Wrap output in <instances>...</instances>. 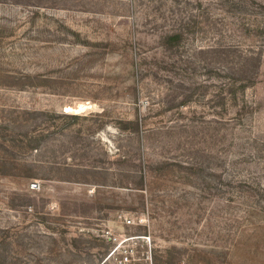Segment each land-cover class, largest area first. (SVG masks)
<instances>
[{
  "label": "rangeland",
  "instance_id": "1",
  "mask_svg": "<svg viewBox=\"0 0 264 264\" xmlns=\"http://www.w3.org/2000/svg\"><path fill=\"white\" fill-rule=\"evenodd\" d=\"M39 1L0 4V264H264V36L227 32V0ZM211 24L257 53L240 108L187 101L162 42Z\"/></svg>",
  "mask_w": 264,
  "mask_h": 264
},
{
  "label": "trees",
  "instance_id": "2",
  "mask_svg": "<svg viewBox=\"0 0 264 264\" xmlns=\"http://www.w3.org/2000/svg\"><path fill=\"white\" fill-rule=\"evenodd\" d=\"M7 3H11L12 6L17 8L27 6L30 9H34V11H32V16L39 14V10L41 9V2L39 0H0V4ZM225 4L229 6H226L227 8L225 9L229 13H232L234 17L233 19H235L232 23V29L226 28L229 29L227 32L233 31L234 33L237 32L238 34H243L245 36H264V14H262L264 4L260 3L259 0H248V2L243 0L239 3H236L234 0H227L225 1ZM258 8L261 12H259ZM196 10L200 13L198 16L205 20H209V18L213 17L215 14L217 16L222 15L219 12L218 14H214L208 9H204L203 3L200 0L197 2ZM252 21H255L256 24ZM180 26L182 29L186 30L190 24H184L183 19H181ZM210 26L212 29L211 31L213 32L212 38L204 39V42H202L204 44L200 46L196 41V50L194 54H189L186 52L187 47L181 46L183 35L178 32L176 28H173L170 33L165 34L162 42L167 50L176 48L177 53L180 54L179 56L185 58L188 64L192 62L191 67L188 68L190 75H198L197 77H201L200 81L193 82V92L188 96L187 101H190V99L198 94L199 91L200 93L198 96L202 98L205 97L202 92H205L206 88L209 87V85H212L216 88L213 98H220L229 94L230 103H232L233 106H239L240 108L241 106L238 104L240 97L245 96L246 90L250 85H255L258 78L259 67L257 69V65L255 64L257 53L251 50H245V52L241 51L240 44L224 43L223 39L220 38L222 34L217 28V24H211ZM202 33H204V31H202ZM195 45H190L188 48L191 49V46ZM199 54L210 55V59L213 62L225 61L230 64L229 66H223L221 68L213 66L209 67V65L206 64V60L200 59L197 61V56ZM202 78H204L203 82H201ZM208 109L216 112L217 109L221 108L209 105ZM225 110L227 111V108Z\"/></svg>",
  "mask_w": 264,
  "mask_h": 264
},
{
  "label": "built area",
  "instance_id": "3",
  "mask_svg": "<svg viewBox=\"0 0 264 264\" xmlns=\"http://www.w3.org/2000/svg\"><path fill=\"white\" fill-rule=\"evenodd\" d=\"M33 186H36V184H33ZM127 223H128V224H130V223H131V221H130V220H128V221H127ZM116 240H117V239H116ZM124 261H125V262H127L128 264H130V263H131V260L129 259V257H128V256H125V257H124Z\"/></svg>",
  "mask_w": 264,
  "mask_h": 264
},
{
  "label": "bare ground",
  "instance_id": "4",
  "mask_svg": "<svg viewBox=\"0 0 264 264\" xmlns=\"http://www.w3.org/2000/svg\"><path fill=\"white\" fill-rule=\"evenodd\" d=\"M72 110H73V109H71V108H69V107L67 108V111H72Z\"/></svg>",
  "mask_w": 264,
  "mask_h": 264
}]
</instances>
